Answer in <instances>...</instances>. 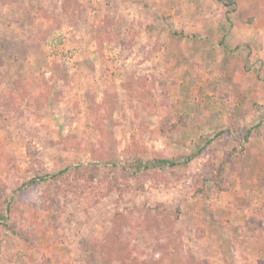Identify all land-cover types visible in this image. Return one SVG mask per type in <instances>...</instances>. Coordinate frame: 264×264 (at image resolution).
I'll return each mask as SVG.
<instances>
[{"label": "rangeland", "instance_id": "obj_1", "mask_svg": "<svg viewBox=\"0 0 264 264\" xmlns=\"http://www.w3.org/2000/svg\"><path fill=\"white\" fill-rule=\"evenodd\" d=\"M242 1L0 0V264H264V13ZM134 157L176 164L122 194L24 185Z\"/></svg>", "mask_w": 264, "mask_h": 264}, {"label": "trees", "instance_id": "obj_2", "mask_svg": "<svg viewBox=\"0 0 264 264\" xmlns=\"http://www.w3.org/2000/svg\"><path fill=\"white\" fill-rule=\"evenodd\" d=\"M175 164L174 160L162 157L146 161L134 157V159L120 164L111 162V160L91 161L86 164L78 163L75 166L67 165L54 173L34 177L24 185L50 179L56 191L60 192L69 186L70 181H75L77 186L82 183L90 187L94 195L98 192L102 196L115 192L122 194L133 188L131 180L133 178L138 179L140 172L143 173L153 167L163 168ZM9 219L10 217L7 216L6 212H0V224ZM17 233H21V230Z\"/></svg>", "mask_w": 264, "mask_h": 264}, {"label": "crops", "instance_id": "obj_3", "mask_svg": "<svg viewBox=\"0 0 264 264\" xmlns=\"http://www.w3.org/2000/svg\"><path fill=\"white\" fill-rule=\"evenodd\" d=\"M255 2L256 1L254 0V1L250 2L248 5L245 4L246 6L244 5V3H242V5L239 7V10H245V7H248V9L250 11L248 13H246V14H249V15H252V16H256V15L259 16L260 14L264 13V0H260V2H259V5H260V7H259L260 8V12L259 13L257 12V11H259V8L257 7V9H255V6H254ZM240 12H243V11H240ZM255 12H257V13H255Z\"/></svg>", "mask_w": 264, "mask_h": 264}]
</instances>
